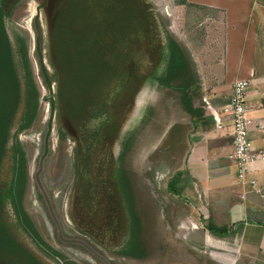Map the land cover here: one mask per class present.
I'll list each match as a JSON object with an SVG mask.
<instances>
[{
  "label": "rangeland",
  "instance_id": "1",
  "mask_svg": "<svg viewBox=\"0 0 264 264\" xmlns=\"http://www.w3.org/2000/svg\"><path fill=\"white\" fill-rule=\"evenodd\" d=\"M145 1L156 22V28L152 24L154 40L150 39L153 45L143 58L127 61L123 54L132 44L109 33L107 16L102 14L106 10L96 9L84 24L61 18L59 4L66 0H6L3 4L5 13L13 5L4 24L11 43L22 41L32 106L29 123L17 132L24 109L20 95L1 183L6 189L11 180L16 146L24 171L19 181L20 205L40 243L14 227L13 221L9 225L20 243L44 264H217L210 254H221L205 241L206 223L215 217L211 204L192 185L185 186L184 175L175 186L177 192L167 187L181 162L183 141L178 126L192 124L183 99L184 82L189 78L192 83L189 104L202 110L201 65L211 62L217 45L215 27L204 16L197 24L187 23L183 7H176L172 0ZM129 6L128 13L132 11ZM105 8L113 13V8ZM157 22L193 64L187 74L170 82L172 88L150 81L161 61ZM5 51L0 34V99L4 101L11 88L2 77L9 71ZM16 59L22 73L17 53ZM121 73L122 84H116ZM101 98L104 105L95 107ZM93 116H98L101 126L96 132L91 127L90 134L86 127ZM172 123L177 126L164 132ZM91 135L98 142L94 148L85 147ZM126 139L128 146L121 157ZM116 164L128 175L130 188L124 191V204L113 178ZM94 174L97 190L88 191L82 177L89 182L95 180ZM93 206H100L99 211L94 212ZM122 206H128L138 222L141 257L115 254L125 237L127 217Z\"/></svg>",
  "mask_w": 264,
  "mask_h": 264
},
{
  "label": "crops",
  "instance_id": "2",
  "mask_svg": "<svg viewBox=\"0 0 264 264\" xmlns=\"http://www.w3.org/2000/svg\"><path fill=\"white\" fill-rule=\"evenodd\" d=\"M186 1L199 6L195 13L211 21L217 45L211 62L201 65L204 75L199 91L204 104L199 107L203 111L189 104L200 114L193 116L186 108L192 124L178 126L183 145L176 185L184 175L185 186L192 185L211 204L212 222L229 231L225 236L207 231V245L221 253H211L213 261L264 264V0ZM237 79L249 82L245 94L248 140L252 152L262 156L253 161L243 180L237 178L229 158L233 146L226 110ZM176 126L172 123L164 132Z\"/></svg>",
  "mask_w": 264,
  "mask_h": 264
},
{
  "label": "trees",
  "instance_id": "3",
  "mask_svg": "<svg viewBox=\"0 0 264 264\" xmlns=\"http://www.w3.org/2000/svg\"><path fill=\"white\" fill-rule=\"evenodd\" d=\"M6 0H0V34L4 40L6 51H5V62L9 71L2 74V77L5 78V81L11 85L9 89L10 93L7 94V98L4 101L0 99V264H44L41 261L37 260L14 236L12 229L9 225L13 221V226L17 227L21 232L26 236H29L33 239L35 243H40L33 233L32 227L24 212L22 206L20 205L22 185L19 181L23 180L24 171L22 165V158L20 152L17 150V147L12 148V164H11V180L8 181L7 188H2L1 178L3 175V159L6 153L7 141L11 137V130L13 123V117L17 109V103L22 96L24 109L22 112V117L20 118L19 127L17 132L25 128L30 121L31 116V106H32V93L30 88V75L24 64L25 62V50L22 44V41L17 39L13 43L9 40L7 35L4 20H7L10 15L9 12L3 11V4ZM129 7H132V11L128 13L124 2L120 0H66V2L60 6V16L65 21L70 18L73 21H81L86 24L87 21L91 19V13H97L96 9L106 10L102 13L107 16V20H104L109 25V33H113L115 37H121L119 40L125 37L127 40H130L131 46L125 50L123 54V61H127L129 57L137 56V58L142 57L143 53L146 50L151 49L150 39L154 40L155 30L152 26L156 28V22L153 21L154 16H152L148 10H146L147 3L145 0H126ZM129 1V3H128ZM172 3L175 6H183L184 19L187 20V23L191 21L193 24L198 23L199 20H202L203 14L199 15L195 13L196 10H199L200 7L188 3L186 0H172ZM113 8V13L109 12L106 8ZM146 7H145V6ZM82 7L81 10L78 8ZM193 10V11H192ZM133 17H132V15ZM64 20H61L64 22ZM103 20V19H102ZM155 22V23H154ZM158 23V29L160 33V44H161V61L159 64V71L154 72L150 81L157 83L158 85H163L165 87H173L170 82H173L175 79L187 74V72L193 68V64L190 63V56L185 52L179 44L173 39L165 26L160 22ZM60 26L63 24L59 23ZM121 25V26H120ZM63 27V26H62ZM61 28V27H60ZM63 29V28H61ZM155 45V44H154ZM16 53L18 56H21V62H23L22 73L20 72L19 64L17 63ZM23 60V61H22ZM41 70L44 72V68L41 65V59L38 58ZM111 68V66H110ZM119 78V79H118ZM121 78V79H120ZM124 75L121 73L120 77L117 76L116 84H122ZM8 79V81L6 80ZM45 80V78H44ZM183 86V99L185 100V105L189 113L193 116H198L200 114L199 110L193 109L189 105L190 101V90L192 89V83L189 78H186ZM45 85L49 87V82L45 80ZM181 88V87H180ZM21 95V96H20ZM104 98V96L102 97ZM98 102H94L97 105L95 107H101L98 105H104L103 99ZM83 99V98H82ZM93 103V104H94ZM91 119L98 120V116H93ZM93 120V121H95ZM98 125V123H97ZM100 125V124H99ZM101 126V125H100ZM95 127V126H94ZM92 134L91 129H86V131ZM99 131V127L95 128V132ZM14 139L16 140V133L13 134ZM102 136V135H101ZM100 136V137H101ZM79 138V137H78ZM94 140L93 142L90 140ZM88 138L85 147H93L96 144V139L93 135ZM82 140H78V143ZM16 143V142H15ZM84 147V144H82ZM93 145V146H92ZM128 146V140L122 142V152L121 157L125 154L126 148ZM122 160V158H121ZM83 171V170H82ZM96 178L93 181L87 180L86 177H82L83 184L87 187L88 191H91L93 187L96 189V183L98 181L97 174H94ZM113 178L116 181L117 190L120 193V199L122 203H125V189L129 187L128 175L127 173L117 166L113 171ZM21 179V180H20ZM179 182V173L169 179L167 182V187L171 191H176L175 186ZM22 183V182H21ZM91 185V186H88ZM90 187V188H89ZM100 206H93L94 212L99 211ZM124 209L125 216L127 220L125 222V231L124 239L121 242L120 246L115 249V254L120 256H126L131 258L141 257L143 254V246L139 241L137 234L139 230V225L137 220L130 216L128 211V206H122ZM129 218L130 221H129ZM206 230L217 236L228 235L229 231L225 226H216L212 220H208L206 223ZM41 246V245H39ZM137 246V247H136ZM41 250H43L41 248Z\"/></svg>",
  "mask_w": 264,
  "mask_h": 264
},
{
  "label": "built area",
  "instance_id": "4",
  "mask_svg": "<svg viewBox=\"0 0 264 264\" xmlns=\"http://www.w3.org/2000/svg\"><path fill=\"white\" fill-rule=\"evenodd\" d=\"M249 82L245 79H237L233 82L232 93L226 105L230 114V126L233 150L229 155L230 160L236 166L237 178L243 180L245 174L251 170L253 161L261 154H254L248 140L250 122L246 117L245 94Z\"/></svg>",
  "mask_w": 264,
  "mask_h": 264
},
{
  "label": "flooded vegetation",
  "instance_id": "5",
  "mask_svg": "<svg viewBox=\"0 0 264 264\" xmlns=\"http://www.w3.org/2000/svg\"><path fill=\"white\" fill-rule=\"evenodd\" d=\"M62 4H59V6H61ZM58 6V7H59ZM60 10H61V7H59V10H58V12L60 13ZM58 13V14H59ZM93 120H95V119H91V121L87 124V125H89L88 127H86V128H88V129H91V127L93 128L94 126V128H96V127H99V120L100 119H98V120H95V121H93ZM97 123H98V125H97Z\"/></svg>",
  "mask_w": 264,
  "mask_h": 264
}]
</instances>
